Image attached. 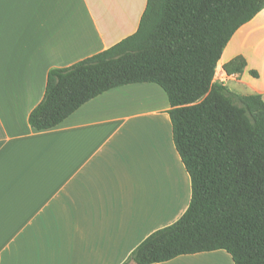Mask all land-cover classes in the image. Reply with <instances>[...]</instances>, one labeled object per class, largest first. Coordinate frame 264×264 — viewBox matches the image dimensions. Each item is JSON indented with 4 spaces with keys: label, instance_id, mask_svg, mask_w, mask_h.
<instances>
[{
    "label": "crops",
    "instance_id": "1",
    "mask_svg": "<svg viewBox=\"0 0 264 264\" xmlns=\"http://www.w3.org/2000/svg\"><path fill=\"white\" fill-rule=\"evenodd\" d=\"M145 5L146 0L0 3V264H121L151 232L187 209L190 177L158 84L110 88L49 129L28 123L47 71L134 33ZM236 57L245 65L229 73L233 90L264 101V7L233 33L214 81L228 74L224 64ZM152 264L233 261L216 249Z\"/></svg>",
    "mask_w": 264,
    "mask_h": 264
},
{
    "label": "trees",
    "instance_id": "2",
    "mask_svg": "<svg viewBox=\"0 0 264 264\" xmlns=\"http://www.w3.org/2000/svg\"><path fill=\"white\" fill-rule=\"evenodd\" d=\"M264 0H146L136 31L106 49L47 71L28 115L36 130L59 124L117 86L154 82L166 93L172 140L190 177V202L121 264H152L223 249L233 264H264V101L213 80L233 33ZM236 57L225 71H241ZM256 76L255 71H250Z\"/></svg>",
    "mask_w": 264,
    "mask_h": 264
},
{
    "label": "built area",
    "instance_id": "3",
    "mask_svg": "<svg viewBox=\"0 0 264 264\" xmlns=\"http://www.w3.org/2000/svg\"><path fill=\"white\" fill-rule=\"evenodd\" d=\"M216 80H217V82H219V83H221V84H223L225 86H228L229 81L230 80H235V78H234L233 75H230V74H221V75L217 76Z\"/></svg>",
    "mask_w": 264,
    "mask_h": 264
},
{
    "label": "rangeland",
    "instance_id": "4",
    "mask_svg": "<svg viewBox=\"0 0 264 264\" xmlns=\"http://www.w3.org/2000/svg\"><path fill=\"white\" fill-rule=\"evenodd\" d=\"M217 76H219V75L217 74ZM217 76H216L215 80L217 79ZM232 81H234V80H230V81H229L228 86L233 90V84H232ZM233 91H235V90H233Z\"/></svg>",
    "mask_w": 264,
    "mask_h": 264
},
{
    "label": "snow or ice",
    "instance_id": "5",
    "mask_svg": "<svg viewBox=\"0 0 264 264\" xmlns=\"http://www.w3.org/2000/svg\"><path fill=\"white\" fill-rule=\"evenodd\" d=\"M3 2V0H0V3H2Z\"/></svg>",
    "mask_w": 264,
    "mask_h": 264
}]
</instances>
